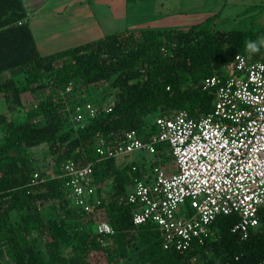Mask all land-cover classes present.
I'll return each mask as SVG.
<instances>
[{"label": "trees", "instance_id": "obj_1", "mask_svg": "<svg viewBox=\"0 0 264 264\" xmlns=\"http://www.w3.org/2000/svg\"><path fill=\"white\" fill-rule=\"evenodd\" d=\"M24 17L22 0H0V94L7 108L0 113V264H93L91 254L99 251L107 264L261 260L264 210L248 238L232 232L235 216L222 215L213 224L217 236L205 245L184 252L164 248L159 229L135 225L132 207L118 202L135 178L145 176L150 161L98 160L96 143L99 134L115 140L131 130L147 139L156 131L157 117L178 110L195 118L210 112L215 95L202 88V81L231 65L236 54H250L244 51L245 39L264 35V29L216 30L202 22L188 28L125 29L42 54L29 24L19 23ZM6 71L10 75L4 76ZM102 82L110 88L106 98L89 94ZM26 93L43 97L25 100ZM86 101L97 102L99 112L77 127L71 113ZM151 114L154 121L148 119ZM43 143L56 167L92 161L96 182L110 185L105 208L114 233L108 244H101L88 214L75 209L64 180L35 166L29 149ZM158 156L163 162L172 159L169 151Z\"/></svg>", "mask_w": 264, "mask_h": 264}, {"label": "built area", "instance_id": "obj_2", "mask_svg": "<svg viewBox=\"0 0 264 264\" xmlns=\"http://www.w3.org/2000/svg\"><path fill=\"white\" fill-rule=\"evenodd\" d=\"M251 56L238 53L231 65L223 67L232 68L230 72L220 70L204 78L202 88L215 95L207 114L195 118L182 109L159 116L156 131L147 139L135 130L115 140L102 134L97 137L98 160L141 151L154 156L145 176L135 178L118 202L132 207L135 225L156 226L166 249L184 252L205 245L217 236L213 224L222 215L237 218L232 232L242 239L260 224L264 210V49L258 59ZM72 87L71 82L66 91ZM113 104L107 102L106 109L111 110ZM99 108L93 101L76 103L73 124L85 126ZM164 151L170 152V161L158 156ZM94 173L92 161H67L56 167L52 177L64 180L73 206L88 214L98 239L106 245L114 233L105 208L110 185L96 182ZM38 177L36 171L34 182ZM256 264H264V257Z\"/></svg>", "mask_w": 264, "mask_h": 264}, {"label": "rangeland", "instance_id": "obj_3", "mask_svg": "<svg viewBox=\"0 0 264 264\" xmlns=\"http://www.w3.org/2000/svg\"><path fill=\"white\" fill-rule=\"evenodd\" d=\"M136 3L143 6L142 8L144 9L141 13H148L152 16L151 19H154L157 23L155 25H158L157 27L160 28L189 27L194 23L202 22L204 26L216 30L264 29V0H129V7H127L126 16H116L114 17L115 20L111 19L110 6L105 5V14L110 16V18L107 17L105 20V27L101 32L102 35L106 36L128 28H134L133 25L138 23L135 20L138 16V6H136ZM183 5H188V8L184 11L187 16L179 18V20L177 17L172 18L169 16V14L175 12L174 8L178 9ZM135 7H137L136 10ZM161 13L163 14L162 16ZM134 30L138 31L137 29ZM94 37L99 38L97 35ZM231 69L222 68L221 70L228 73ZM5 75H10V72H7ZM18 77L19 75H17V78ZM109 92L110 88L108 83L102 82L97 85H92L89 94L97 97L104 96V98H106ZM23 97L25 100L33 98L35 99V102H37L43 97V95L40 93L37 95L26 93ZM108 100H110V98ZM5 111H7L5 99L4 96L0 94V113ZM155 116L156 114H151L148 117L149 121H154ZM47 150V143L29 149L30 154L34 159L35 166H37L38 169H43L48 175L53 176L56 174V165ZM141 158L151 162V160L154 159V156L141 151L127 156L124 159L125 161H131ZM39 247L43 250L46 249L44 241L39 243ZM90 258L93 264H107L105 255L100 251L91 254Z\"/></svg>", "mask_w": 264, "mask_h": 264}, {"label": "crops", "instance_id": "obj_4", "mask_svg": "<svg viewBox=\"0 0 264 264\" xmlns=\"http://www.w3.org/2000/svg\"><path fill=\"white\" fill-rule=\"evenodd\" d=\"M136 4L138 8L135 7V10L137 8L138 16L135 20L138 23L134 24V28L131 29L138 31L145 28L170 29L157 27L155 20L151 19L152 16L148 13H141L143 6ZM22 5L25 13L22 20L29 24L39 51L42 54H49L80 42L97 39L94 37L96 35L99 38L102 37L101 32L105 27V20L107 17L110 18L105 14V5L110 6L111 19L115 20L116 16H126L129 0H22ZM187 8L188 5H183L178 9L174 8L175 12L169 16L177 17L179 20L187 16L184 13ZM7 72L9 71L4 72L3 75Z\"/></svg>", "mask_w": 264, "mask_h": 264}, {"label": "clouds", "instance_id": "obj_5", "mask_svg": "<svg viewBox=\"0 0 264 264\" xmlns=\"http://www.w3.org/2000/svg\"><path fill=\"white\" fill-rule=\"evenodd\" d=\"M264 49V35L258 36L256 39L246 38L244 42V51L250 54H257ZM239 59V56H236Z\"/></svg>", "mask_w": 264, "mask_h": 264}]
</instances>
